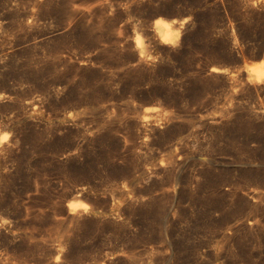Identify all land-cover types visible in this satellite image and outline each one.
I'll return each instance as SVG.
<instances>
[{"label":"rangeland","instance_id":"obj_1","mask_svg":"<svg viewBox=\"0 0 264 264\" xmlns=\"http://www.w3.org/2000/svg\"><path fill=\"white\" fill-rule=\"evenodd\" d=\"M261 60L264 0H0V264H264Z\"/></svg>","mask_w":264,"mask_h":264},{"label":"bare ground","instance_id":"obj_2","mask_svg":"<svg viewBox=\"0 0 264 264\" xmlns=\"http://www.w3.org/2000/svg\"><path fill=\"white\" fill-rule=\"evenodd\" d=\"M161 21H162V23H160ZM155 25H156V28L159 32V35L161 37L162 42L174 44L178 41L180 30H181L182 26L184 25V23L180 22V24L179 23L176 24V23L168 22L166 20L159 19L158 21L155 22ZM42 41H43V39H42ZM137 47L142 49V52H143L144 47H143L142 43L138 42ZM3 58L5 59V57H3ZM245 70L248 73V75L253 79V81L260 82L262 77L264 76V60H261L260 62H257L254 64H251L250 66H246ZM216 71L219 72L220 70L216 69ZM253 161H255V160H252L251 162H253ZM72 206H73V208L70 209L72 211L75 210V208H77V206H74V205H72Z\"/></svg>","mask_w":264,"mask_h":264},{"label":"snow or ice","instance_id":"obj_3","mask_svg":"<svg viewBox=\"0 0 264 264\" xmlns=\"http://www.w3.org/2000/svg\"><path fill=\"white\" fill-rule=\"evenodd\" d=\"M160 23H162V21ZM213 71H216V69H213ZM4 139H7V137H4ZM83 207H86V206H83Z\"/></svg>","mask_w":264,"mask_h":264},{"label":"clouds","instance_id":"obj_4","mask_svg":"<svg viewBox=\"0 0 264 264\" xmlns=\"http://www.w3.org/2000/svg\"><path fill=\"white\" fill-rule=\"evenodd\" d=\"M178 35V34H177Z\"/></svg>","mask_w":264,"mask_h":264}]
</instances>
